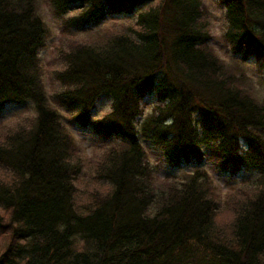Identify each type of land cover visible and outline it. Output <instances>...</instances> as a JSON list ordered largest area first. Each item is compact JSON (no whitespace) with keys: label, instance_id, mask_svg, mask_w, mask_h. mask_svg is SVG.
I'll return each instance as SVG.
<instances>
[{"label":"trees","instance_id":"trees-1","mask_svg":"<svg viewBox=\"0 0 264 264\" xmlns=\"http://www.w3.org/2000/svg\"><path fill=\"white\" fill-rule=\"evenodd\" d=\"M38 2L0 0V113L30 110L0 133V264H264V95L212 44L216 5L223 43L239 63L252 58L264 82V0H49L68 35L137 10L101 55L81 43L62 50L50 72L62 86L50 94ZM147 94L157 102L144 114ZM102 95L110 109L100 117ZM64 116L119 141L94 160L95 189L80 184L82 152ZM145 145L192 169L156 186L160 165ZM203 161L243 180L225 222Z\"/></svg>","mask_w":264,"mask_h":264},{"label":"rangeland","instance_id":"rangeland-1","mask_svg":"<svg viewBox=\"0 0 264 264\" xmlns=\"http://www.w3.org/2000/svg\"><path fill=\"white\" fill-rule=\"evenodd\" d=\"M38 8L41 13L44 21L50 28V37L47 40V47L43 48L40 52L41 61L43 62L45 69L43 74V83L47 92L50 94L53 90L60 88L62 85L60 83L53 81L50 78L51 70L61 67L60 55L62 50H67L70 46L76 47L79 43L80 45L92 46L95 48V51L101 55L104 45L106 43L109 33L114 32H123L124 29L127 30L132 22L136 19L137 10L134 13H123L120 15L111 14L106 18H103L102 22L93 27L91 30L70 32L68 35L67 32H61L60 27L58 26L57 20L52 17L50 6L47 4L49 0H38ZM217 18L219 20L215 21L213 26L214 40L212 42L213 47L216 49L218 55L221 59L228 62L229 65L234 66L240 64V67L248 73L251 78L252 87L255 89L257 94L262 97L264 95V82L254 70V60L251 58L250 61L239 63L236 59V56L231 53L229 47L223 43L222 40V30L220 24L222 21L223 9L215 5L213 8ZM56 67V68H55ZM157 102V99L154 95L147 94L143 100V109L144 114H147L151 111L153 105ZM110 108V99L102 95L96 107V115H104ZM61 111H63L61 109ZM30 110L28 107H22L15 104H7L2 109L0 113V133L2 128L14 127L15 125H25L26 116L29 115ZM63 123L65 124L67 130L73 135L77 145L81 150V159H82V171L79 177L80 184H85L83 187L85 189H95L92 188L94 185H99L96 180L92 177L91 171L94 165V160L103 152L102 150L107 149L111 145L118 144L119 141L116 139L113 140H102L99 135L93 134L88 130L78 128L74 126L66 116L63 117ZM13 129V128H12ZM148 149V154L150 161L153 165H160L156 169L155 175V185L159 186L164 181L166 173H173L175 175H182L183 173L190 171L192 165L183 164L180 167H171L168 164L164 163L162 158L159 157L154 147L151 148L150 145H145ZM204 162V163H203ZM201 166L206 168L214 177V180L218 186V192L220 195V214L218 220L225 222L232 213V210L225 204V201L228 197L243 183L240 174L232 175L228 172H221L215 169L214 165L209 161H203ZM1 173V172H0ZM1 180H7L8 178L5 175H0ZM100 188V187H99ZM232 209V208H231ZM227 217V218H226ZM7 240L0 236V254L5 248Z\"/></svg>","mask_w":264,"mask_h":264}]
</instances>
